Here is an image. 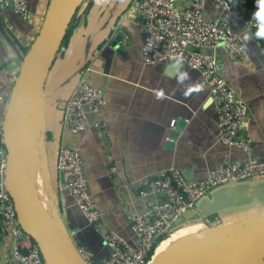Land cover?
Instances as JSON below:
<instances>
[{"label": "crops", "instance_id": "1", "mask_svg": "<svg viewBox=\"0 0 264 264\" xmlns=\"http://www.w3.org/2000/svg\"><path fill=\"white\" fill-rule=\"evenodd\" d=\"M25 1L26 18L18 17L8 3H0V28L20 54L38 31L47 6V0ZM87 1L86 11L80 13L65 47L56 54L45 76L39 128L47 130L49 136L45 145L42 143L44 173L39 184L35 183L34 195L50 221L75 246L91 252V264H98L108 252L103 239L107 229L129 243L136 241L130 226L132 217L162 199L158 193L138 195L137 189L158 170L174 166L184 177L197 180L219 162H242L247 157L237 146L218 139L216 113L208 103L210 96L205 88L188 98L182 94L188 86L197 84V70L184 63L181 67L179 62L175 69H169L172 59L142 62L138 0ZM187 2L176 0L178 6ZM232 2L237 14L204 0L202 15H219L241 35L249 32L252 40H243V53L237 58H230L222 45L202 50L214 55L218 75L245 104L241 132L251 139V157L264 159V40L255 38L257 26L244 25L243 4ZM118 29L120 39L112 47L109 41ZM7 61H12L15 69L8 71ZM17 66V56L0 31V122ZM185 73L188 78L181 85L177 80ZM80 76L102 89L100 109L88 117L98 118L103 126L89 125L71 133L62 125L61 111ZM161 89L166 99L157 100L154 93ZM43 97L45 110L41 107ZM59 144L76 147L80 153L86 190L100 211L96 223L84 218L63 187L55 166ZM262 214L264 174H258L213 185L176 218L174 227L210 224L229 229L243 218ZM11 247L9 236L3 235L0 264H20L11 259Z\"/></svg>", "mask_w": 264, "mask_h": 264}, {"label": "built area", "instance_id": "2", "mask_svg": "<svg viewBox=\"0 0 264 264\" xmlns=\"http://www.w3.org/2000/svg\"><path fill=\"white\" fill-rule=\"evenodd\" d=\"M212 1L230 13H238L232 2L234 0ZM239 1L244 7L241 14L244 25L257 26L253 18L256 0ZM8 2H11L12 10L18 17H27L25 0H0L1 4ZM203 3L204 0H188L187 4L178 6L176 0H138L136 12L143 35L141 60L152 63L181 56L185 65L197 70V84L207 90L216 113L218 139L237 146L247 159L242 162H219L197 180L184 177L174 166L158 170L137 189L138 195L158 193L162 199L132 217L130 226L136 241L129 243L116 231L107 229L103 239L108 252L98 264H147L159 238L166 236L174 228V220L191 208L210 187L228 180L264 174V159L251 157V139L241 132L245 104L218 75L214 55L202 50L222 45L228 49L230 58H237L243 53V38L240 31L229 26L219 15L204 18ZM102 101V89L88 82L84 76L78 77L62 107V125L71 133L89 125L101 128L103 123L88 115L97 113ZM173 122L171 118L169 124ZM4 166L5 149L0 144V240L3 235L9 236L12 260L20 264H44L36 245L26 251L18 248L17 242L25 232L17 222L11 197L4 187ZM55 166L73 203L88 222L96 223L100 211L86 190L78 149L59 144ZM76 249L83 260L91 264V252L79 246Z\"/></svg>", "mask_w": 264, "mask_h": 264}, {"label": "water", "instance_id": "3", "mask_svg": "<svg viewBox=\"0 0 264 264\" xmlns=\"http://www.w3.org/2000/svg\"><path fill=\"white\" fill-rule=\"evenodd\" d=\"M80 1L47 0L38 31L22 54L0 28L18 59L0 122V144L5 149L4 187L11 197L19 226L35 242L44 264H88L66 233L58 227L53 231L33 205L22 153L25 121L32 106L36 102L39 106L46 73ZM120 34L118 29L110 39L112 47ZM6 69H15L12 61L6 62ZM147 264H264V214L243 218L218 241L191 236L174 242L159 255L150 257Z\"/></svg>", "mask_w": 264, "mask_h": 264}, {"label": "bare ground", "instance_id": "4", "mask_svg": "<svg viewBox=\"0 0 264 264\" xmlns=\"http://www.w3.org/2000/svg\"><path fill=\"white\" fill-rule=\"evenodd\" d=\"M39 106L37 102L32 106L27 119L24 125V133L22 140V153L25 161V169L27 171L28 176V184H29V194L33 205L38 209L40 214L46 221L49 223L50 227L53 231H55L56 226L50 221L49 215L47 211L44 209L43 205L39 202V200L34 195V187L41 178L40 174L44 173V165L43 160L41 158V154L37 152L36 145L38 143V131H39ZM29 173L31 175V179L29 177ZM35 180V181H34ZM36 191V190H35ZM39 192V191H38ZM38 194V193H37ZM208 225V224H207ZM234 226H238V223ZM211 227L212 229H210ZM205 226V225H186L185 227L175 230L170 236V232L168 233V237L162 241H159L153 251L151 257L157 256L162 253L167 247H169L172 243L180 241L184 238L196 236L203 237L209 241H218L223 239L233 228L229 229H221L220 227L225 228L224 226ZM56 232V231H55Z\"/></svg>", "mask_w": 264, "mask_h": 264}, {"label": "clouds", "instance_id": "5", "mask_svg": "<svg viewBox=\"0 0 264 264\" xmlns=\"http://www.w3.org/2000/svg\"><path fill=\"white\" fill-rule=\"evenodd\" d=\"M98 3L101 2V0H97ZM253 18L257 21V30L255 32V38L259 40H264V0H256V10L253 13ZM242 38L245 42H248L252 40V35L249 32H244L242 34ZM177 62L180 63V66H183V59L181 56H174L172 57V63L169 65V69L171 68L172 70L177 67ZM170 76H174V73L172 71H169ZM188 78L187 74L185 73L182 75L177 82L179 84H183L184 79ZM203 91V88L201 85L196 84L192 86H188L186 90L182 92V94L185 96V98L190 97L193 93H200ZM155 97L157 100H163L166 99V94L165 92L161 90L155 91ZM208 103H211V99L209 98ZM207 107V104L205 105Z\"/></svg>", "mask_w": 264, "mask_h": 264}, {"label": "trees", "instance_id": "6", "mask_svg": "<svg viewBox=\"0 0 264 264\" xmlns=\"http://www.w3.org/2000/svg\"><path fill=\"white\" fill-rule=\"evenodd\" d=\"M88 4H89L88 1L86 2V0H81L80 3L74 9V11H73V13H72L67 25H66V28H65L64 33H63V36L61 38L60 44H59V46H58V48L56 50V53H55L54 57L56 56L57 53H60L63 50V48L65 47V45L67 43V40H68V37H69V34H70L74 24L78 20V18L80 16V13H83L84 11H86V9L88 7ZM54 57H53V59H54ZM53 59H52V61H53ZM52 61H51V63H52ZM42 133H43V139L46 142L47 139H48L49 133L45 129L42 130ZM210 226H212V225H210ZM178 229L179 228L177 227V228L171 230L170 234L172 232H174L175 230H178ZM167 237H168V235L167 236L164 235V236L159 238V241H162V240L166 239ZM17 245H18V248L20 250L26 251L28 248H30L31 246L35 245V242L33 241V239L30 236L25 234L21 239L18 240Z\"/></svg>", "mask_w": 264, "mask_h": 264}, {"label": "rangeland", "instance_id": "7", "mask_svg": "<svg viewBox=\"0 0 264 264\" xmlns=\"http://www.w3.org/2000/svg\"><path fill=\"white\" fill-rule=\"evenodd\" d=\"M83 4V3H82ZM45 102H46V99H45V97H43V99H42V102H41V107L43 108V110H45V108H46V104H45ZM44 105H45V107H44ZM43 113H44V111H42ZM43 118L44 119H42V125H43V127L45 126V113L43 114ZM58 128H60L61 129V125H59V127ZM66 134L68 135V131H66ZM37 137H38V143H37V145H36V148H37V152H39L40 154H41V158L43 157V151H42V143L45 145V141H44V139H43V133H42V131H41V129L39 128V131H38V135H37ZM42 160H44V158H42ZM29 177H30V179H31V175H30V173H29ZM35 181V180H34ZM39 182L40 181H38L37 182V184H39ZM34 188H36V186L34 187ZM177 224V219L176 220H174V222H173V224H172V226L174 227L175 225ZM208 224V223H207ZM210 225V224H209ZM180 225H178V226H176V227H174L173 229H175V228H177V227H179ZM181 228H183V227H181ZM180 228V229H181ZM172 229V230H173ZM171 231V230H170ZM177 231V230H176ZM173 233V232H172ZM168 235V234H167ZM166 235V236H167ZM172 234H170V236H171ZM169 238V237H168Z\"/></svg>", "mask_w": 264, "mask_h": 264}]
</instances>
